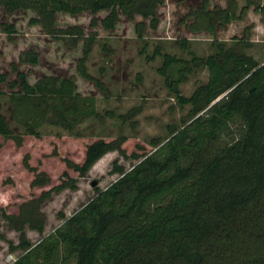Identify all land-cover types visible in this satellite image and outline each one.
Here are the masks:
<instances>
[{
    "label": "trees",
    "instance_id": "1",
    "mask_svg": "<svg viewBox=\"0 0 264 264\" xmlns=\"http://www.w3.org/2000/svg\"><path fill=\"white\" fill-rule=\"evenodd\" d=\"M163 2L0 0V12L32 10L29 24L39 25L51 39L67 49L82 42L76 70L104 92L86 65L97 32L59 27L57 14L89 12V26L106 30L115 27L120 14L129 20L140 16L154 29ZM253 4L246 0L237 13L235 0L213 9L204 3L189 11L194 21L187 27L215 34L241 20ZM100 11L107 14L98 18ZM0 27L8 38L16 33L2 17ZM142 27L138 24L139 37ZM177 42L187 47L185 39ZM248 45L218 42L211 54L189 60L155 49L151 59L161 56L159 73L180 104H191V115L167 139L146 142L72 133L85 119L99 116L96 98L76 91L70 76L48 74L29 83L12 62L15 78L0 73V84L8 89L0 87V96L8 95L11 118L22 131H14L0 114V156L11 151L18 164L15 177L3 178L9 165L0 167V213L18 232L16 247L22 253L9 264H264V61L247 54ZM39 62L40 53L32 48L18 55V64ZM197 66L206 68L207 80L184 97L178 84ZM47 125L68 136L42 132ZM111 150L135 162L125 169L113 161L109 172L118 174L116 180L31 244L24 227L43 234L41 204L54 193L76 190L78 179Z\"/></svg>",
    "mask_w": 264,
    "mask_h": 264
},
{
    "label": "rangeland",
    "instance_id": "2",
    "mask_svg": "<svg viewBox=\"0 0 264 264\" xmlns=\"http://www.w3.org/2000/svg\"><path fill=\"white\" fill-rule=\"evenodd\" d=\"M204 3L209 9L216 6L223 8L226 7L227 0H164L157 8L158 24L154 29L150 27L149 19L135 16L129 20L120 14L112 30H106L100 24L93 30L89 26L92 17L89 12L75 16L58 13L59 27L79 25L86 33L97 32L86 65L88 72L102 83L104 92L93 82L82 78L76 70L82 42L75 48L67 49L62 41L51 39L39 25L29 24V19L35 16L32 10H19L12 14L0 12V17L7 23H12L16 30L12 38H8L0 27V73H8V80L14 79L15 74L11 71L10 64L15 62L26 73L29 83L48 74L72 77L76 91L96 98L99 112L97 118L85 119L72 133L107 137L125 135L144 142L152 137L167 139L172 129L181 128L189 122L191 104H180L168 89L165 77L157 69L162 62L161 56L151 59L155 49L189 60L193 54L199 57L211 54L218 42H225L228 47L244 40L249 45L243 50L257 61H264V14L260 12V9H264V0H253L254 4L245 8L241 20L233 21L222 29L217 28L215 34L207 30L194 31L187 27V24L194 21L189 11ZM245 4L246 0H235L236 12ZM106 14L107 11H100L96 17L101 18ZM140 23L143 24L141 37L137 34ZM179 39H185L186 48L178 44ZM29 48L40 53L39 64H18L20 51ZM206 80V68L197 66L178 84L180 94L190 97ZM0 87L8 92L5 83H1ZM7 97V94L0 96V114L14 131H22L11 118ZM42 132L65 136L69 133L49 125L44 126ZM15 159L17 160V155L11 151L9 155L1 154L0 167L3 169L6 163L9 165L3 178L15 175L18 168ZM115 160L125 169H129L135 162L122 157L116 150L105 153L91 166L85 177L78 179L76 190L65 189L54 193L41 204V210L45 214L43 234L25 226L27 240L31 244L38 242L82 204L116 180L118 174L109 172ZM8 201L7 209L12 210L14 204L10 202L11 199ZM17 244L18 232L12 229L0 213V264H9L22 253L16 247Z\"/></svg>",
    "mask_w": 264,
    "mask_h": 264
},
{
    "label": "water",
    "instance_id": "3",
    "mask_svg": "<svg viewBox=\"0 0 264 264\" xmlns=\"http://www.w3.org/2000/svg\"><path fill=\"white\" fill-rule=\"evenodd\" d=\"M93 185L95 184V182L92 183Z\"/></svg>",
    "mask_w": 264,
    "mask_h": 264
}]
</instances>
